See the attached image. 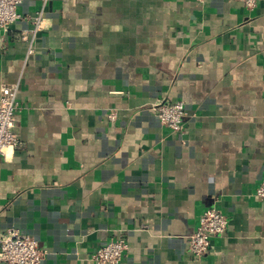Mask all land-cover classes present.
I'll return each mask as SVG.
<instances>
[{"label":"crops","instance_id":"crops-1","mask_svg":"<svg viewBox=\"0 0 264 264\" xmlns=\"http://www.w3.org/2000/svg\"><path fill=\"white\" fill-rule=\"evenodd\" d=\"M17 13L0 30L19 139L0 157V234L31 236L41 264H94L118 238V264H264V0H22ZM159 101L184 103L182 135ZM210 208L227 227L196 259L186 240Z\"/></svg>","mask_w":264,"mask_h":264},{"label":"built area","instance_id":"built-area-1","mask_svg":"<svg viewBox=\"0 0 264 264\" xmlns=\"http://www.w3.org/2000/svg\"><path fill=\"white\" fill-rule=\"evenodd\" d=\"M204 3L205 0H196ZM250 11L256 7L258 0H236ZM22 0H0V30L7 32L8 27L19 20L17 7ZM33 24L32 34L41 29L42 18L35 15L29 18ZM19 39L28 42V34L23 33ZM32 48L29 45L27 56L31 55ZM18 83L3 85L0 88V157L6 158L8 151H14L19 144V139L14 132L16 123V111L18 103L16 94ZM161 126L172 133L182 135L184 133L183 117L185 105L183 102L167 103L159 101L152 106ZM109 122L116 120L114 110H109L107 115ZM254 197L264 203V177L255 190ZM227 227L225 216L217 209H207L200 217L195 231L187 237V250L200 259L210 249L211 239L222 236ZM127 252V244L123 238L111 240L99 248L92 256L94 264H118ZM45 252L39 250L36 241L29 235L21 233L17 229H9L6 234H0V264H41Z\"/></svg>","mask_w":264,"mask_h":264}]
</instances>
